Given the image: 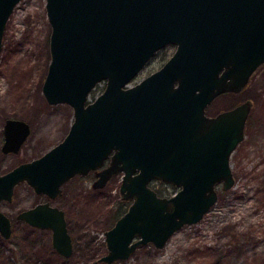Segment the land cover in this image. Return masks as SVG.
Segmentation results:
<instances>
[{
    "label": "water",
    "instance_id": "1",
    "mask_svg": "<svg viewBox=\"0 0 264 264\" xmlns=\"http://www.w3.org/2000/svg\"><path fill=\"white\" fill-rule=\"evenodd\" d=\"M22 0H0V57L8 21ZM50 63L42 91L49 104H68L65 138L42 156L0 174V203L26 183L56 200L63 185L94 172V189L122 174L120 200L130 203L104 232L107 252L93 264L124 261L141 246L163 249L217 203V187L235 186L231 157L245 138L254 101L215 115L222 94L242 92L264 64V0H46ZM175 51L157 71L132 84L157 51ZM102 93L89 101L97 84ZM31 134L21 118L4 125L2 152L17 154ZM179 188L160 196L153 181ZM16 219L50 230L52 247L70 258L66 212L50 201ZM0 234L13 236L0 210Z\"/></svg>",
    "mask_w": 264,
    "mask_h": 264
},
{
    "label": "rangeland",
    "instance_id": "2",
    "mask_svg": "<svg viewBox=\"0 0 264 264\" xmlns=\"http://www.w3.org/2000/svg\"><path fill=\"white\" fill-rule=\"evenodd\" d=\"M51 31L46 0H22L8 21L0 57V174L42 156L65 138L73 122V108L49 104L42 91L51 59ZM174 51L171 45L160 51L132 84L158 70ZM105 85L97 84L90 99ZM247 99L254 106L245 138L231 158L235 186L228 191L220 186L218 201L203 220L181 228L163 249L141 246L129 259L114 264H264V64L242 92L219 96L207 113L215 115ZM12 117L28 121L32 132L19 153L4 154V124ZM94 179L74 178L56 200L20 184L12 202L0 203V210L13 220V236L5 239L0 234V264H93L104 255V232L120 200L121 176L98 190L92 187ZM151 186L165 196L176 191L159 181ZM46 201L66 211L74 240V254L66 261L53 249L50 230L16 219L20 211Z\"/></svg>",
    "mask_w": 264,
    "mask_h": 264
},
{
    "label": "flooded vegetation",
    "instance_id": "3",
    "mask_svg": "<svg viewBox=\"0 0 264 264\" xmlns=\"http://www.w3.org/2000/svg\"><path fill=\"white\" fill-rule=\"evenodd\" d=\"M168 46H170V45H167V46L163 47L162 49H160L159 51H157L156 54H155V55H154V56H153V57L147 62V64L143 67V69L148 65V63H149L152 59H154V58L156 57V55H157L160 51H162L163 49H165V48L168 47ZM171 46H174V45H171ZM174 47H175V46H174ZM175 48H176V47H175ZM172 55H173V54H172ZM172 55H171V56H172ZM171 56H170V57H171ZM170 57H169V58H170ZM169 58H168V59H169ZM165 63H166V62H165ZM165 63H164V64H165ZM164 64H163V65H164ZM163 65H162V66H163ZM162 66H161V67H162ZM161 67H160V68H161ZM160 68H159V69H160ZM143 69H142V70H143ZM159 69H158V70H159ZM142 70H141V71H142ZM156 71H157V70H156ZM154 72H155V71H154ZM152 73H153V72H152ZM139 74H140V73H139ZM139 74H138V75H139ZM149 75H150V74H149ZM140 81H141V80H140ZM225 94H230V93H225ZM222 95H224V94H222ZM220 96H221V95H220ZM217 98H218V97H217ZM89 99H90V97H89ZM94 99H95V98H94ZM94 99H93V100H94ZM93 100L90 99L89 101H93ZM220 112H221V111H220ZM218 113H219V112H218ZM12 118H14V117H12ZM5 122H6V121H5ZM27 122H28V121H27ZM29 124H30V123H29ZM4 125H5V124H4ZM3 132H4V131H3ZM31 132H32V127H31ZM30 135H31V134H30ZM30 135H29V137H30ZM29 137H28V138H29ZM27 140H28V139H27ZM27 140H26V141H27ZM26 141H25V143H26ZM25 143H24V144H25ZM24 144H23V145H24ZM22 147H23V146H22ZM21 149H22V148H21ZM1 150H2V148H1ZM19 152H20V151H19ZM4 154H5V153H4ZM8 154H14V153H8ZM232 155H233V154H232ZM231 158H232V157H231ZM16 166H17V165H16ZM7 172H8V171H7ZM119 175L121 176V180H122V174H119ZM88 176H94V178H95L94 181L96 180V174H95L94 172L90 173V174L87 175V176H76V177L85 178V177H88ZM76 177H74V178H76ZM74 178H73V179H74ZM113 178H114V177H113ZM73 179H72V180H73ZM70 181H71V180H70ZM94 181H93V183H94ZM155 181H156V180H155ZM67 183H68V182H67ZM93 183H92V185H93ZM108 183H109V182H108ZM161 183H163V182H161ZM65 184H66V183H65ZM65 184H64V185H65ZM167 184H168V183H167ZM64 185H63V187H64ZM171 185H172V184H171ZM150 186H151V184H150ZM173 186H174V185H173ZM220 186L222 187V185H219V186L217 187V192H218V188H219ZM92 187H93V186H92ZM151 187H152V186H151ZM174 187H176V186H174ZM152 188H153V187H152ZM93 189H94V188H93ZM96 190H98V189H96ZM178 190H179V188L176 187V191H175L172 195H170V196H173L175 193H177ZM222 190H223V188H222ZM224 191H225V190H224ZM227 191H228V190H227ZM157 193H158V195H160V196H165V195H161L158 191H157ZM170 196H167V197H170ZM218 198H219V192H218ZM13 199H14V198H13ZM217 201H218V200H217ZM122 202H123V201H122ZM126 203H128V202H126ZM129 204H130V203H128V206H129ZM128 206H127V208H128ZM60 208H61V207H60ZM127 208H126V210H127ZM61 209H63V208H61ZM63 210H64V209H63ZM126 210H125V211H126ZM64 211H65V210H64ZM65 212H66V211H65ZM124 213H125V212H124ZM206 214H207V213H206ZM206 214H205V215H206ZM204 217H205V216H204ZM66 218H67V221H68L67 214H66ZM11 219H12V218H11ZM202 220H203V219H202ZM115 222H116V221H115ZM12 223H13V220H12ZM113 225H114V224H113ZM68 228H69V225H68ZM110 228H111V227H110ZM110 228H108V229H110ZM108 229H107V230H108ZM69 232H70V229H69ZM70 233H71V232H70ZM71 235H72V234H71ZM72 238H73V237H72ZM73 244H74V240H73ZM149 245H150V244H149ZM105 247H106V246H105ZM55 252H56V251H55ZM56 253H57V252H56ZM57 254H58V253H57ZM73 254H74V253H73ZM58 255H59V254H58ZM59 256H61V255H59ZM61 257H63V256H61ZM71 257H72V256H71ZM71 257H70V258H71ZM63 258H65V257H63ZM66 259H69V258H66ZM97 260H98V259H97ZM97 260H96V261H97ZM118 262H119V261H118ZM100 264H101V263H100Z\"/></svg>",
    "mask_w": 264,
    "mask_h": 264
},
{
    "label": "trees",
    "instance_id": "4",
    "mask_svg": "<svg viewBox=\"0 0 264 264\" xmlns=\"http://www.w3.org/2000/svg\"><path fill=\"white\" fill-rule=\"evenodd\" d=\"M126 208H127V203L119 200L116 209H114L112 211V216L110 219L109 228L112 227L113 224L115 223V221L125 212ZM61 258L65 261L68 260V259L63 258V257H61Z\"/></svg>",
    "mask_w": 264,
    "mask_h": 264
}]
</instances>
